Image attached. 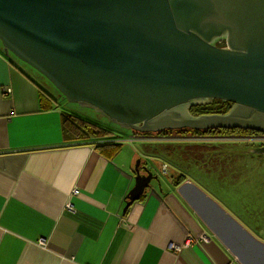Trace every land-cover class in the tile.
Masks as SVG:
<instances>
[{
	"label": "crops",
	"instance_id": "crops-1",
	"mask_svg": "<svg viewBox=\"0 0 264 264\" xmlns=\"http://www.w3.org/2000/svg\"><path fill=\"white\" fill-rule=\"evenodd\" d=\"M24 66L0 43V264H264V184L224 182L180 135L68 140L74 113ZM137 164L155 191L126 208Z\"/></svg>",
	"mask_w": 264,
	"mask_h": 264
},
{
	"label": "water",
	"instance_id": "water-1",
	"mask_svg": "<svg viewBox=\"0 0 264 264\" xmlns=\"http://www.w3.org/2000/svg\"><path fill=\"white\" fill-rule=\"evenodd\" d=\"M0 43L124 130L264 135V0H0ZM213 100L233 106L190 114ZM134 173L126 208L155 191Z\"/></svg>",
	"mask_w": 264,
	"mask_h": 264
},
{
	"label": "rangeland",
	"instance_id": "rangeland-1",
	"mask_svg": "<svg viewBox=\"0 0 264 264\" xmlns=\"http://www.w3.org/2000/svg\"><path fill=\"white\" fill-rule=\"evenodd\" d=\"M222 45L224 44L222 43ZM11 56L13 55L11 54ZM18 62H20L23 66L25 65L24 67L27 68L29 71H33L32 73L34 75L38 74L41 80H43L45 86L49 88L52 93L56 94L57 96H60V93L57 91V89L46 78H44L41 74L32 69L30 66L24 64L22 61L18 60ZM39 83L41 82L39 81ZM42 89L45 91L44 88ZM59 98L61 101V106L63 108L68 106L69 109L72 110V113H75L79 117L94 121L95 123L97 122L98 124L105 126L108 129L113 130L114 132H117L116 135L118 136L133 134V138L134 140H136L135 136H138L136 133H133V131L130 130H124L119 126L111 123L106 118L97 113L95 110L88 107L80 106L79 104L69 103L66 99H62V97ZM166 135L179 136L174 132L172 134ZM180 136L188 137L187 139H192V142H196V145L201 146V149L208 148V153L211 152V156L216 158H213L212 160L206 159L207 169H209L212 173H215L214 176H222L221 178H223L224 182H231L237 184H264V153L261 152L259 156L251 154L252 156L250 157L245 155V152L248 151V147L259 146V143L257 141H252L254 139H257V137H245L242 135L240 136L238 134H212L207 136H200L193 135L189 132L185 135ZM260 143L262 145L264 144V141L261 140ZM137 146L140 145L138 144ZM209 161L210 165H208ZM211 178V181H216V178Z\"/></svg>",
	"mask_w": 264,
	"mask_h": 264
},
{
	"label": "trees",
	"instance_id": "trees-1",
	"mask_svg": "<svg viewBox=\"0 0 264 264\" xmlns=\"http://www.w3.org/2000/svg\"><path fill=\"white\" fill-rule=\"evenodd\" d=\"M224 44V42H221ZM40 89L41 100L46 101L47 99H51L53 101L54 97L49 94L47 91H44L42 88ZM44 98H43V94ZM64 97H62L63 99ZM65 99V98H64ZM48 101H46L47 103ZM56 102V101H55ZM232 104L229 102H222L219 100H213L212 103H204L192 106L190 108V113L193 116H202V115H213V114H226L232 108ZM62 130L64 137L68 140H76L78 143H85L91 140H95L97 138H108L113 135L111 129H108L105 126H102L95 123L94 121H90L88 119H84L79 117L78 115L74 114H66L63 117L62 122ZM178 135H185L186 133H191L193 135H212V134H261L254 131H245V130H225V129H213V130H206V131H195L189 129H183L178 131H164L160 133L161 135L172 134ZM263 135V134H261ZM120 144H104L99 145L98 148L102 150L103 153L108 155V149L112 147V152L118 150Z\"/></svg>",
	"mask_w": 264,
	"mask_h": 264
},
{
	"label": "flooded vegetation",
	"instance_id": "flooded-vegetation-1",
	"mask_svg": "<svg viewBox=\"0 0 264 264\" xmlns=\"http://www.w3.org/2000/svg\"><path fill=\"white\" fill-rule=\"evenodd\" d=\"M221 44H219V46H221ZM213 101L209 102V103H212ZM189 112H190V108H189ZM191 114V113H190ZM133 133H136L137 135L140 134V133H137V132H133ZM245 136V137H257V138H264V135H261V134H240V136ZM201 136V135H200ZM203 136H207V135H203ZM258 152H262L264 153V144H262L260 147L258 146V148L256 149Z\"/></svg>",
	"mask_w": 264,
	"mask_h": 264
},
{
	"label": "built area",
	"instance_id": "built-area-1",
	"mask_svg": "<svg viewBox=\"0 0 264 264\" xmlns=\"http://www.w3.org/2000/svg\"><path fill=\"white\" fill-rule=\"evenodd\" d=\"M6 92L9 93L10 90H7ZM261 140L264 141V138H259V139L257 138V139H254V140H252V141L260 142ZM165 167H166V166H164V169H165ZM73 193H74V194H77L78 191H74ZM66 208L69 209L71 212L73 211V208H72V206H71L70 203L67 204ZM193 241H195V240L192 238V236L188 235L187 243H192Z\"/></svg>",
	"mask_w": 264,
	"mask_h": 264
}]
</instances>
